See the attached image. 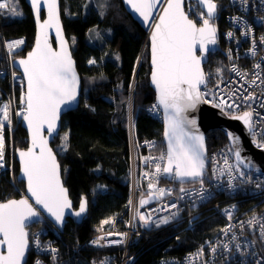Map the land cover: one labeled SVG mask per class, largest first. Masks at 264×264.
Returning <instances> with one entry per match:
<instances>
[{
    "label": "trees",
    "instance_id": "1",
    "mask_svg": "<svg viewBox=\"0 0 264 264\" xmlns=\"http://www.w3.org/2000/svg\"><path fill=\"white\" fill-rule=\"evenodd\" d=\"M215 1L218 4L219 35L222 36L226 30L225 15L229 10L225 8L226 0ZM18 3L22 11L20 18H11L7 16L8 11H0V87L5 89L6 95L11 94L12 86L8 78L4 77L9 70L4 57V41L24 39L23 51L16 54V57H22L30 50L35 35L29 7L24 0H18ZM60 7L65 34L68 40L70 37L75 38L74 49H71L82 79V94L79 107L62 118V130L53 148L74 208H77L81 199L86 198L88 213L80 224L68 220L54 245L59 250L63 264H89L91 257L109 252L87 247L92 235L98 232L105 221L126 216L130 192L129 182L126 181L130 169V148L124 105L132 85V120L137 139H157L159 147L163 146V149L162 125L146 112V108L154 103V93L148 85L150 68L146 34L127 14L121 1L110 0L109 9L101 19L96 13L88 12L90 9L85 0H60ZM65 8L75 17L65 16ZM200 12L203 11L200 9ZM93 27L111 32L110 38L104 41V47L116 54L119 62L108 57L105 62H99L102 51L87 41V33ZM90 57L97 60V65L86 66ZM204 69L207 80L223 69L217 52L209 56ZM17 95L18 92L15 93ZM62 133L66 135L63 152L60 149ZM5 140L7 148L11 140L14 150L27 147L26 135L20 126L11 136L5 133ZM206 145L209 151L228 146L224 135L217 130L207 134ZM156 150H159L158 147ZM6 161L10 162L9 151ZM13 164L15 178L8 171L0 177V202L17 199L24 193L23 184L16 181L18 165L14 156ZM164 183L167 184L166 181ZM98 186L102 189H98ZM222 222L215 213L205 212L201 220L194 223L192 230L187 225L168 228L146 243L141 242L140 251H137L138 248L132 249L130 254H136L131 264H160L161 259L181 257L202 242L204 237L213 235ZM50 236L51 239L54 237L52 234ZM35 257L36 253L29 249L25 264H33Z\"/></svg>",
    "mask_w": 264,
    "mask_h": 264
},
{
    "label": "built area",
    "instance_id": "2",
    "mask_svg": "<svg viewBox=\"0 0 264 264\" xmlns=\"http://www.w3.org/2000/svg\"><path fill=\"white\" fill-rule=\"evenodd\" d=\"M215 3L218 7L217 2ZM225 8L229 13L225 15L226 30L222 36L219 35L218 18L212 21L217 34L215 48L223 63V69L212 75L211 79L207 80V85L201 88V100L204 104L213 106H218L222 100L239 105L237 108H227L223 104V111L229 116L241 115L244 111L251 112L254 129L257 133L264 132V119H261L264 117V0H246V3H242V0H226ZM184 12L198 27L202 26L197 2L186 3ZM228 33H232L231 38ZM18 41L21 43L17 46L15 42ZM4 43L13 44V48L9 49L11 58L7 59L8 71L11 73V86L18 81L20 87L16 88L22 93L24 79L14 69L13 62L17 58L16 54L23 51L25 40L11 39ZM234 68L237 71H233ZM15 72L18 73V78L13 79ZM4 91L5 89L0 87L1 99L8 98ZM248 94H251L253 99L242 100V97ZM230 96L231 100L228 99ZM155 106L153 103L146 108V112L162 124V113ZM131 131L130 158L136 164V176L132 172L135 188L132 187L129 194L132 209L130 212L126 211L125 217L116 218L124 223L122 227H113L119 235L110 237L109 229L92 235L87 247L109 252L91 257V263L131 264L136 253L132 255L130 251L136 248L140 251L141 242L146 243L168 228L187 225V228L192 230L194 223H198L205 212H213L223 221L222 226L213 235L204 237L202 242L181 257L161 259L160 264H264V172L246 171L240 166V172H236L233 167L235 161L227 144V147L219 146L208 151L205 158L206 172L201 179L203 183L200 180L191 184H177L173 181L174 173L172 181L168 182L164 174L153 175L156 171L155 164L160 163L162 167L165 165L166 158L160 159L162 153H166L164 148L156 150L157 139L138 140L134 130ZM248 135L254 148L264 150V147L257 146L264 144V135L253 137L249 132ZM254 139L257 143L253 142ZM144 158H149L147 164ZM1 162L4 164V160ZM146 172L149 173L148 176H145ZM150 183L154 187L149 188ZM182 186L185 187L183 192ZM161 188L165 189L162 195L159 194ZM201 191L208 194L203 200L200 198ZM141 201L147 202L141 204ZM172 203L177 207L169 208ZM141 215L145 220L140 219ZM165 218H168L166 223L162 222ZM44 221H47L44 229L40 233L29 232V239L33 241V247L34 244L38 247L40 238H44L46 251L55 249L57 260L49 253L53 260L45 261L37 257L33 264H63L59 250L54 245L62 232L48 220ZM128 232L129 237H133L126 247L122 239L126 234L128 237ZM50 234L54 236L52 239L49 238ZM40 249L38 247V250Z\"/></svg>",
    "mask_w": 264,
    "mask_h": 264
},
{
    "label": "snow or ice",
    "instance_id": "3",
    "mask_svg": "<svg viewBox=\"0 0 264 264\" xmlns=\"http://www.w3.org/2000/svg\"><path fill=\"white\" fill-rule=\"evenodd\" d=\"M125 2L143 17L145 23H148L153 15L152 9L160 3V0H125ZM198 3L206 8V15L202 12L200 16L202 26L198 27L197 23L185 14L182 0H168L150 37L151 79L158 92V104L155 107L163 109L167 139L166 153H162L160 157L161 160L166 158L167 163L163 167L160 163L155 164L156 171L153 175L174 173V177L181 182H184L185 178L192 180L201 178L205 169L203 136L186 130V125L195 122L186 120L182 116L186 109L194 107L195 103L201 100L200 86L206 85L201 70V59L196 55V45H199V52L205 53L206 44L216 43V28L212 26V20L217 5L214 0H198ZM242 3H246V0H242ZM14 5L15 0H0V10L7 9L13 15H22ZM31 7L37 18L42 8L47 9L48 20L42 27L58 25L57 0H31ZM57 34H60L59 29ZM228 36L231 38L232 33H228ZM15 43L18 46L21 42ZM7 47L11 50L13 44L9 43ZM253 54H255L254 50ZM14 63L22 67L27 81L26 93L22 92L20 97V103L24 106L23 111H17L15 114L22 116L27 122L32 144L26 151H19L21 171L27 179V191L35 204L47 211L57 223H62L65 209L70 207V203L67 200L66 190L60 183L55 156L48 149L47 141L41 138V129L46 124L48 132L51 133L56 126L62 106L69 105L77 97L78 81L73 62L63 40L60 41L59 52L53 51L46 41L41 45L38 40L36 47L26 59ZM233 71L237 70L234 68ZM13 79H16L15 73ZM228 99L231 100L232 97ZM251 99H253L251 94L242 97V100ZM221 103L227 108L239 107L225 100ZM9 112V104H0V116L3 117L0 120V161L3 160L4 155L2 128L5 121L11 124ZM233 118L241 120L251 136L264 135V132L257 133L254 129L251 112L244 111L242 115H233ZM228 135L232 139V151L236 160L243 163L239 137L231 132ZM253 142L257 143L255 139ZM257 146L264 147V144ZM37 147L38 154L34 151ZM144 159L147 164L149 158ZM0 167H3L2 163ZM148 175L149 173L146 172L145 176ZM200 182L203 183L202 180ZM152 187L154 185L150 183L149 188ZM181 191L183 192L184 189L181 188ZM164 192L165 189H159L160 195ZM207 195L201 191V200ZM146 202L141 201V204ZM168 207L176 208L177 205L172 203ZM84 211L85 203L82 202L75 215L79 216ZM35 217H38V211L26 198L10 199L0 203V236H2L0 245L7 246V255H0V264H21V258L28 244L27 233L24 231L25 221ZM140 219L145 220V217L141 215ZM167 219L162 222L166 223ZM237 247L239 248V245ZM52 251L54 252L55 249Z\"/></svg>",
    "mask_w": 264,
    "mask_h": 264
},
{
    "label": "water",
    "instance_id": "4",
    "mask_svg": "<svg viewBox=\"0 0 264 264\" xmlns=\"http://www.w3.org/2000/svg\"><path fill=\"white\" fill-rule=\"evenodd\" d=\"M121 4L124 8V10L127 12V14L131 17V19L139 25V27L143 30V32L146 34V42L148 43L147 49H148V54H149V75H148V85L152 89L154 93V102L157 105L158 104V92L155 88V86L152 83L151 79V73H152V63H151V41L150 37L151 34L155 28V24L158 23L160 15L163 14V9L167 6L168 0H160V3L157 4L153 9H152V17H150L148 23H145L143 17L139 15V13L135 12L129 4L125 2V0H120ZM197 2L199 8L203 11V13L206 15V8L202 6L200 3H198V0H182V7L184 10V5L189 2ZM25 4L29 7L33 22L35 25V35H34V40L32 43V46L30 50H28L24 56L18 57L15 59V61H18L20 59H26L28 54L34 50L36 47L37 41L39 40L41 45L44 44L46 41L47 44L52 48L53 51H60V41L63 40L65 43V46L67 48V52L73 62V69L76 74V78L78 81L77 84V97L74 101H71L69 105H64L62 106V110L58 115L57 121H56V126L54 130L49 133L47 129V125L45 124L43 128L41 129V138L47 141V147L50 149L55 156L56 163L58 166V176L60 179L61 186L66 190V196L67 200L70 203V207L65 209V215L63 218L62 223H57L53 217H51L47 211H45L40 205H36L35 201L33 198H31L30 194L27 191V179L26 177L23 176L22 171H21V163H20V157H19V151H26L29 147L32 146L31 144V132L27 127V122L22 119L20 127L21 129L25 132L26 135V140H27V147L22 148V149H16L15 150V161L18 165V171L16 175V181L18 183L23 184V189H24V195L20 196L19 198H14L15 200H20L22 198H26L29 200V204L33 206L35 210L38 211V217L31 218L28 221H25V229L24 231L27 233L26 228L29 227L32 224H35L37 222L44 221L45 219L48 220L51 224H53L59 231H63L65 224L67 220H71L75 224H80L85 216L88 213V203L86 198H83L80 200V202L77 205V208H74L73 202L69 197V192L67 187L64 185L63 182V176H62V169L58 161L57 154L53 148V143L55 139L59 136L61 130H62V118L64 115H66L69 112H72L76 110L79 107L80 103V98L82 94V79L81 76L79 75L77 71V66L76 62L73 58L72 55V49L70 46V42L65 34L63 23H62V17H61V11H60V0H57V15H58V25L53 24L51 26L47 27H42L44 25V22L48 20V12L46 8H42L39 17L37 18L36 13L34 12L33 8L31 7V0H24ZM215 3V2H214ZM217 17V10L215 13V16L213 19ZM213 26V25H212ZM59 29V35L57 34ZM207 51L205 53L199 52V45H196V55L198 58L201 59V70L204 73L205 80H206V85H207V79H206V73L204 66L208 63L209 55L215 53L216 48L215 44H206L205 45ZM13 66L15 70L21 74V76L24 79V93H26L27 90V81L24 78L23 74V69L18 63H13ZM206 85H201L200 89L203 88ZM159 110L162 113L163 116V121H162V132H161V137L162 141L164 143V149L166 152V147H167V139L165 137V129H166V124H165V118H164V113L162 107H159ZM242 115V114H241ZM182 116L186 120H191L194 121L195 123L186 125V130L192 132L193 134L196 135H201L203 136V141H204V160L207 155V145H206V136L209 132L213 130L220 131L224 137L226 138L227 144L230 147L231 154L234 158V161L238 166H240L243 170L246 171H252V170H258L261 172H264V150H257L254 148L249 139L248 135V129L245 127V125L242 123L241 120L239 119H234L233 116H229L226 114L224 111L219 109L216 106L213 105H207L202 102V100H199L195 103V106L192 108L186 109L183 113ZM231 132L234 136H238L240 139V152H241V158L244 161L243 163H240L236 160L234 151H232L233 148V143L232 139H230L228 133ZM34 151L38 154L39 153V148H35ZM167 163V160L165 162V165ZM206 172V163H205V169L203 171V175L201 178H197L196 180H192L190 178H185L184 182H181L179 179L175 178L173 181L177 184H191L200 181L204 174ZM165 180L170 182L172 181V175L164 174ZM10 200V199H9ZM3 201V202H7ZM0 202V203H3ZM85 203V211L81 213L79 216H76L75 213L79 211L81 203ZM0 239H2V236H0ZM27 241H28V234H27ZM28 248H29V242L27 244V247L25 249V254L21 258V264H25L27 260V254H28ZM0 255H7V246L6 245H0Z\"/></svg>",
    "mask_w": 264,
    "mask_h": 264
},
{
    "label": "rangeland",
    "instance_id": "5",
    "mask_svg": "<svg viewBox=\"0 0 264 264\" xmlns=\"http://www.w3.org/2000/svg\"><path fill=\"white\" fill-rule=\"evenodd\" d=\"M66 2H68L69 0H65ZM86 3H88L89 5V9L90 11L88 12H94L98 15V18L101 19L103 17H105L106 15V12L108 11L109 9V5H110V0H85ZM16 8L19 9V11L22 13V11L20 10L21 7H20V4L18 3V0H15V5H14ZM7 16L11 17V18H20L22 15H13L11 11L7 10ZM60 11H61V7H60ZM6 12V11H4ZM64 13H65V16H67L68 18H73L75 17V14H71L70 11L65 8L64 9ZM87 41L91 43V45L93 47H97L98 49H100V51H102L100 57H99V62H105V59L108 57L109 59H115L117 62H119L118 58H117V55L116 54H112V51H108L107 49H105L104 45H105V42L107 39L110 38L111 36V32L108 31V30H103L99 27H93L91 28L88 33H87ZM69 42H70V46L72 49H74V45H75V38L73 37H70L69 38ZM111 52V53H110ZM90 61H94V63H90ZM97 60L90 57L87 59L86 61V66L87 67H92V66H95L97 65ZM133 83V82H132ZM11 94H15L16 92H19V90L17 89H12L11 88ZM133 92H134V85H132L130 87V90H129V93L127 94V101L124 105V108H125V111H126V115H127V125L129 126V133L132 132L131 130H134V122L132 119H134V111H133V103H132V97H133ZM10 94V95H11ZM9 95V96H10ZM218 106L224 110V106L223 104H218ZM225 112V111H224ZM130 123V125H129ZM65 134L62 133L61 135V152L64 151V147L65 144H66V139H65ZM130 136V135H129ZM12 139H13V136H12ZM132 141V139H131ZM10 145L9 147L7 148L6 146V140H5V143L3 144V160H4V164L5 166L1 167L2 169H0V177L2 176V174H4V172L8 171L10 173L13 174L14 178H15V175H14V164H13V156H14V160H15V150L13 148V140L10 141ZM133 143H134V137H133ZM158 149H162V147H159V145L157 146ZM9 149V150H8ZM208 150V149H207ZM10 152V162L7 163L6 161V158H7V152ZM209 151V150H208ZM131 151H129L130 153ZM129 165H130V169L127 173V177H126V181L129 182V191L131 192V189L132 187L135 188V184L133 185V183L135 182L134 181V178H133V174L132 172L134 173V175L136 176V164H134V162L132 161V159L130 158L129 156ZM233 167L235 169L236 172H240L241 168L236 164V162L233 163ZM181 188H185L184 186H182ZM187 188V187H186ZM98 189H102V187L98 186ZM102 191V190H101ZM129 192V194H130ZM24 195V194H23ZM22 195V196H23ZM130 204V206H129ZM132 205V201L129 200L128 198V201H127V206H126V211L130 212V209H132L131 207ZM68 221V220H67ZM47 221H41V222H37L35 224H32L30 225L29 227L26 228V231H27V234H28V242H29V248L28 250L30 249V251H34L36 253V257H35V261L37 259V257H40V258H43V259H48V260H57V253L56 251H52L51 249H49L48 251H46L45 249V242L43 241L44 238H40V242L38 243V247H40L41 249L38 250V247L36 244H34V247L32 246V240L30 241L29 239V232L31 233V231H34L35 233H40L41 230L44 229V226L47 224L45 223ZM124 225L123 221L121 220H117L116 218L115 219H111V220H108V223H102L101 224V228L98 230V232H104L106 230H108V234L109 236L111 237V235H119L120 233L116 232L115 230H113L114 226L116 227H122ZM54 226V225H53ZM55 227V226H54ZM53 228V227H52ZM133 237V236H132ZM131 237V238H132ZM129 237V232H128V237H127V234L124 236V239H122V243L128 247L129 246V242H130V239ZM98 239V238H95V240ZM112 245H120L118 243H112ZM49 253H51L53 255V259L48 255ZM89 264H93L91 263V261L89 260L88 261ZM52 264H60L59 262H53Z\"/></svg>",
    "mask_w": 264,
    "mask_h": 264
},
{
    "label": "bare ground",
    "instance_id": "6",
    "mask_svg": "<svg viewBox=\"0 0 264 264\" xmlns=\"http://www.w3.org/2000/svg\"><path fill=\"white\" fill-rule=\"evenodd\" d=\"M4 57H5V59H10L11 58V56L9 54V48L7 47V45L5 43H4ZM7 72H6V75L4 74V77H7L8 81H9V84H11V73H10V71H7ZM15 74H16V78H18V73L15 72ZM16 87H20L19 84H18V81L11 88L13 89V88H16ZM21 94L22 93L18 92L17 97L15 96V94H11L10 96L8 95V98H4V99L0 98V104H9L10 105L9 115H10V118H11V124H8L5 121L4 125H3V128H2L3 144L5 143V133H8L9 136H11L14 133V131L16 130V128L18 126H20L21 121L23 119L22 116H17L15 114L17 111H23V108H24V106L21 105V103H20ZM2 119H3V117L0 116V120H2ZM0 163H2V162L0 161ZM3 166H5V164H3ZM0 169H2V168L0 167ZM112 237H114V236H112Z\"/></svg>",
    "mask_w": 264,
    "mask_h": 264
},
{
    "label": "clouds",
    "instance_id": "7",
    "mask_svg": "<svg viewBox=\"0 0 264 264\" xmlns=\"http://www.w3.org/2000/svg\"><path fill=\"white\" fill-rule=\"evenodd\" d=\"M214 2H216V1H214ZM217 8H218V7H217ZM217 16H218V10H217ZM216 18H217V17H216ZM216 18H215V19H216ZM213 20H214V19H213ZM213 20H212V21H213ZM212 25H213V23H212ZM213 27H214V26H213ZM216 35H217V34H216ZM215 53H216V51H215ZM17 58H18V57H17ZM17 58H16V59H17ZM14 69H15V68H14ZM206 79H207V76H206ZM154 103H155V102H154ZM216 107H218V106H216ZM218 108H219V107H218ZM219 109H220V108H219ZM221 110H222V109H221ZM222 111H223V110H222ZM129 124H130V123H129ZM161 125H162V124H161ZM162 142H163V141H162ZM163 144H164V143H163ZM164 150H165V149H164ZM207 153H208V151H207ZM206 156H207V155H206ZM233 159H234V158H233ZM181 185H182V184H181Z\"/></svg>",
    "mask_w": 264,
    "mask_h": 264
},
{
    "label": "flooded vegetation",
    "instance_id": "8",
    "mask_svg": "<svg viewBox=\"0 0 264 264\" xmlns=\"http://www.w3.org/2000/svg\"><path fill=\"white\" fill-rule=\"evenodd\" d=\"M214 1H215V0H214ZM210 55H211V54H210ZM210 55H209V56H210Z\"/></svg>",
    "mask_w": 264,
    "mask_h": 264
}]
</instances>
